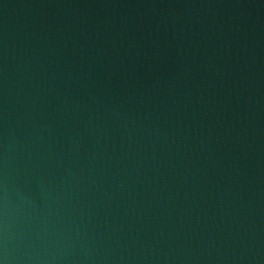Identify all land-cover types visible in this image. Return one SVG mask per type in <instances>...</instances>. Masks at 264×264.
Wrapping results in <instances>:
<instances>
[{
    "label": "water",
    "instance_id": "water-1",
    "mask_svg": "<svg viewBox=\"0 0 264 264\" xmlns=\"http://www.w3.org/2000/svg\"><path fill=\"white\" fill-rule=\"evenodd\" d=\"M0 264H264V0H0Z\"/></svg>",
    "mask_w": 264,
    "mask_h": 264
}]
</instances>
